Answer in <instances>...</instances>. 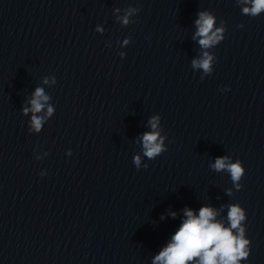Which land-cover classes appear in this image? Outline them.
Masks as SVG:
<instances>
[{"label": "clouds", "instance_id": "clouds-1", "mask_svg": "<svg viewBox=\"0 0 264 264\" xmlns=\"http://www.w3.org/2000/svg\"><path fill=\"white\" fill-rule=\"evenodd\" d=\"M245 5L242 13L256 17L264 12V0H241ZM135 10H129L122 18V23H128V16ZM197 32L195 36L200 37L199 44L202 48L207 49L220 42L224 37L223 29H214L215 17L208 12L199 13V18L195 21ZM195 38V37H194ZM127 43V41H125ZM213 57L204 52L203 57L199 60H193L194 68L203 69L204 73L212 71ZM47 83V80L45 81ZM49 98L44 95L43 89L37 88L33 93L31 111L38 113L44 107L42 101ZM26 115L28 108L23 109ZM53 109L48 108V114L51 115ZM152 131L146 132L142 136L143 155L149 159H154L165 151L163 137L156 129L159 124V117H153L149 121ZM42 125V119L33 115L32 127L39 131ZM141 157H134V164L139 168ZM147 167V165H145ZM216 171L227 170L231 179L238 190L242 185L238 183L245 175V168L241 162H229L227 156L217 157L212 165ZM229 194L231 191L229 190ZM186 219L172 237V241L165 247L154 259L153 264H188L198 258L197 264H240L242 260H247L251 249L249 248L250 240L245 238V228L242 222L246 220L245 210L239 204L229 205L228 220L229 226L225 227L222 223L217 222L215 217L217 212L211 207H201L199 214L196 215L191 209H185ZM175 216V213H172ZM233 230H236L235 234Z\"/></svg>", "mask_w": 264, "mask_h": 264}]
</instances>
